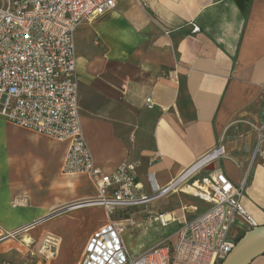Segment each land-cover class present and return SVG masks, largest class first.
I'll return each mask as SVG.
<instances>
[{
	"label": "crops",
	"instance_id": "0c3cea01",
	"mask_svg": "<svg viewBox=\"0 0 264 264\" xmlns=\"http://www.w3.org/2000/svg\"><path fill=\"white\" fill-rule=\"evenodd\" d=\"M193 24L201 31L195 33ZM75 47L81 122L97 166L112 173L135 164L141 193L151 195L223 141L229 156L212 166L233 184L246 179L243 205L264 225V160L251 164L258 136L239 123L264 124V0H117L113 11L78 27ZM69 146L0 118V235L83 201L85 191L98 197L89 175L78 187L75 178L82 174L63 173ZM179 189L150 203L148 214H169L180 229L211 205ZM21 198L27 204L14 206ZM156 201L161 207L152 208ZM83 217L71 214L50 226L61 243L52 264L70 263L75 240L80 253L72 263L80 264L93 230L107 223L79 230ZM140 220L145 227L146 219ZM231 231L237 243L250 229L237 220ZM26 237L21 246L32 244ZM15 242H0L1 257L36 264ZM140 247L134 250L153 246ZM250 264H264V255Z\"/></svg>",
	"mask_w": 264,
	"mask_h": 264
},
{
	"label": "built area",
	"instance_id": "2783aa9c",
	"mask_svg": "<svg viewBox=\"0 0 264 264\" xmlns=\"http://www.w3.org/2000/svg\"><path fill=\"white\" fill-rule=\"evenodd\" d=\"M116 6L117 0H0V118L57 142L69 141L63 173L91 177L98 197L72 203L66 210L102 207L109 220L92 233L80 264H222L236 244L231 237L235 222L243 221L250 230L258 227L241 199L246 179L236 185L223 171L209 170L229 156L223 141L168 188L151 195L141 193L135 164H122L106 173L96 165L86 141L79 109L75 34L82 23L103 17ZM193 27L195 33L201 31L195 24ZM146 106L154 108L152 98L146 100ZM255 128L258 139L251 164L257 158L264 160V124ZM181 185L197 188L193 196L211 205L210 209L179 229L171 249L155 246L132 255L124 235L129 224H139L130 218L112 217L135 207L147 209ZM26 204V198H21L14 206ZM147 217L161 228L177 221L166 213H147ZM43 219L26 225L28 228L6 231L0 242L28 232ZM44 242L58 246L59 240L48 237ZM54 256L55 252L45 258ZM0 264L14 263L0 255Z\"/></svg>",
	"mask_w": 264,
	"mask_h": 264
},
{
	"label": "rangeland",
	"instance_id": "374dc122",
	"mask_svg": "<svg viewBox=\"0 0 264 264\" xmlns=\"http://www.w3.org/2000/svg\"><path fill=\"white\" fill-rule=\"evenodd\" d=\"M81 114V112H80ZM240 124H247L248 125V129L251 131H255L256 130V126H258L257 124H252L250 122H239ZM84 128V127H83ZM89 180V178L85 175L83 176H77L75 178V182H76V186L81 187L85 181ZM186 188L185 185H181L180 189L178 190L179 193H181L183 196H187L190 198V200L194 201L197 200V198L195 196H193V194H187L181 190H184ZM79 191V190H78ZM89 192L85 191L84 192V198L88 199L90 198V196L88 195ZM187 194V195H186ZM83 199H79V200H84ZM91 198H94L91 196ZM162 202L160 201H156L152 208H155L157 206L161 207ZM67 207V206H66ZM66 207H60V208H56L53 210H50L49 212H46L44 216L38 218V219H42V218H47L49 216H53L52 218L45 220L44 222H42V224H38L37 225V229H33L29 232H22L19 236H17L15 239L18 240V242H15L14 244H16V246L22 250V254H25V259L27 260H32L34 263H41V264H52L55 260V258H49L46 259L45 256H50L51 253H54L56 251V249H58L61 245L60 242H58V246H53L51 244L45 243L44 240L48 237H54L57 238L58 240H60V237L58 236V234L54 231H52V228H50V226H53L55 220L59 219V218H64L67 217L68 215L71 214H84L83 217V222H81L78 225V229L81 230L83 228V226H95L98 223H100V221L102 222L101 224H104L106 222H108L109 219H107V216L105 214V210L100 207H87L84 209H80V210H74V211H70V210H66ZM154 210V209H153ZM57 213V215H56ZM148 213V208H144V207H135V208H131V211L126 212V213H120L116 216H113L112 218L116 219V218H121V219H133L134 221L137 222V225H128V229L125 233V242L126 245L128 246V248H132V254H134L135 256L141 254L140 251H136L134 250V246L135 244L140 245L142 248L140 247V250H144V249H148V247L150 246H168L170 249L175 245V241H176V235L175 232H177V230L179 229V226L177 224H171L166 228H161L160 225L158 223H156L154 220L151 221L150 218H146V214ZM55 214V215H54ZM146 219V223H145V227L140 228L141 225V220L140 219ZM33 223V222H32ZM30 224V223H29ZM147 227L149 229H147ZM38 230V231H37ZM96 229L93 230V232ZM37 232H39L37 234ZM165 233V234H164ZM149 234L151 237H149ZM25 236H28L30 238H32V244L30 246H21V241L23 240ZM170 235V236H169ZM20 241V242H19ZM138 249V248H137ZM69 252L71 255V261L70 263L67 261H63L60 264H73L79 253V247H78V242L75 240L71 243V245L69 246ZM21 254V256H22ZM56 254V252H55ZM6 257H10L9 255H7ZM16 259H19L17 257H20V255L18 253H16V255L13 256ZM11 258V257H10ZM9 259V258H8ZM73 261V263H72ZM168 264V261H167Z\"/></svg>",
	"mask_w": 264,
	"mask_h": 264
},
{
	"label": "water",
	"instance_id": "95a60500",
	"mask_svg": "<svg viewBox=\"0 0 264 264\" xmlns=\"http://www.w3.org/2000/svg\"><path fill=\"white\" fill-rule=\"evenodd\" d=\"M209 169L212 170L214 168L212 166ZM52 217L53 216H49L43 220L45 221ZM260 255H264V225L248 231L243 238L235 244L234 249L222 264H250Z\"/></svg>",
	"mask_w": 264,
	"mask_h": 264
},
{
	"label": "bare ground",
	"instance_id": "6f19581e",
	"mask_svg": "<svg viewBox=\"0 0 264 264\" xmlns=\"http://www.w3.org/2000/svg\"><path fill=\"white\" fill-rule=\"evenodd\" d=\"M184 191H185V193H187V194H197L198 193V189L197 188H191V189H187V188H185L184 189ZM40 224H42V222L40 223ZM28 225V224H27ZM25 227H30V226H26V225H24ZM33 229H37L36 227H33V228H31V229H28V232L29 231H31V230H33ZM38 231V230H37ZM24 237H26L25 235H24ZM25 240H27V241H29V239L26 237L25 238Z\"/></svg>",
	"mask_w": 264,
	"mask_h": 264
}]
</instances>
